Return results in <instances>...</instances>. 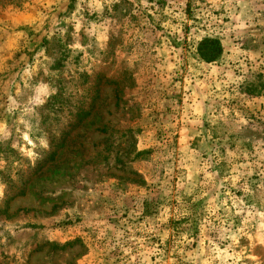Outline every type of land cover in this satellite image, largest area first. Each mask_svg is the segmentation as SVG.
I'll use <instances>...</instances> for the list:
<instances>
[{
	"label": "rangeland",
	"instance_id": "rangeland-1",
	"mask_svg": "<svg viewBox=\"0 0 264 264\" xmlns=\"http://www.w3.org/2000/svg\"><path fill=\"white\" fill-rule=\"evenodd\" d=\"M0 264H264V0H0Z\"/></svg>",
	"mask_w": 264,
	"mask_h": 264
},
{
	"label": "trees",
	"instance_id": "trees-1",
	"mask_svg": "<svg viewBox=\"0 0 264 264\" xmlns=\"http://www.w3.org/2000/svg\"><path fill=\"white\" fill-rule=\"evenodd\" d=\"M198 55L205 61L217 59L222 53V46L217 38H204L199 42Z\"/></svg>",
	"mask_w": 264,
	"mask_h": 264
}]
</instances>
